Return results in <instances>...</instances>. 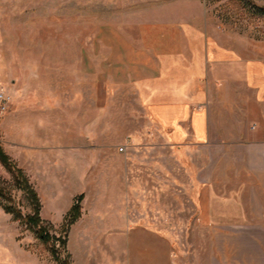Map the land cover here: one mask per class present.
Segmentation results:
<instances>
[{
  "label": "rangeland",
  "instance_id": "obj_1",
  "mask_svg": "<svg viewBox=\"0 0 264 264\" xmlns=\"http://www.w3.org/2000/svg\"><path fill=\"white\" fill-rule=\"evenodd\" d=\"M162 1L0 0V102L2 96L9 102L8 111L0 115V143L7 154L19 143L21 149L25 144L33 149L50 144L88 148L90 141L84 135L96 126L100 165L111 163L113 153L129 154L133 163L143 165L142 182L135 178L130 190L131 215L144 213L145 225L160 230L161 264H189L193 224L189 217L195 210L189 203V158L179 154L175 161L174 151L163 141V130L151 124L142 107L129 70L139 26L163 16ZM205 2L220 39L264 53V0ZM38 111L40 115H31ZM56 130L58 139L51 138L57 136ZM74 164L61 166L60 171L36 172L31 178L24 170L39 195L40 216L57 236L64 235L61 225L70 210L65 212L64 202L78 181L77 172L70 171L79 166ZM102 185L77 194H84V212L96 208L101 220L121 218L126 201L122 181L109 186L103 180ZM0 187L5 193L0 195V253L5 255L17 241L25 243L32 236L41 250L50 252L33 228L5 211L4 206L11 204L23 214L33 213L34 207L28 192L16 186L14 175L1 163ZM82 243L72 225L66 245L71 264H81L85 258L79 252ZM56 248L65 259L59 241ZM105 264L113 263L106 259Z\"/></svg>",
  "mask_w": 264,
  "mask_h": 264
},
{
  "label": "crops",
  "instance_id": "obj_2",
  "mask_svg": "<svg viewBox=\"0 0 264 264\" xmlns=\"http://www.w3.org/2000/svg\"><path fill=\"white\" fill-rule=\"evenodd\" d=\"M160 7L162 17L139 26L129 70L142 107L151 124L163 130L175 161L179 154L189 158V203L195 207L189 217V264H264V53L220 39L205 0H163ZM36 114L41 112L31 113ZM54 133L51 138L58 139L59 131ZM84 137L88 148L25 144L21 149L19 143L8 154L30 178L79 164L70 168L78 181L64 202L65 212L85 189L103 187V180L109 186L122 181L127 191L121 218L101 220L96 208L87 214L82 207L73 224L83 241L81 264L106 259L161 264L160 230L145 225L144 213L131 215L130 190L143 165L129 154L113 153L104 167L96 126ZM38 241L33 236L17 241L14 250L0 253V264H54Z\"/></svg>",
  "mask_w": 264,
  "mask_h": 264
},
{
  "label": "trees",
  "instance_id": "obj_3",
  "mask_svg": "<svg viewBox=\"0 0 264 264\" xmlns=\"http://www.w3.org/2000/svg\"><path fill=\"white\" fill-rule=\"evenodd\" d=\"M0 163L14 175L15 184L17 187L24 189L28 192L29 198L33 203V213L23 214L22 211L11 205H5L4 209L7 213H11L15 220L23 221L27 227L35 230V235L41 241L49 244L50 252L58 264H71V254L67 251V239L70 227L81 217L82 214V200L84 194L81 193L75 196L73 204L70 210L66 213L62 222V232L64 235H55L48 231L47 226L44 224L43 219L40 216L42 204L40 202L39 195L34 188V185L30 182L29 177L25 173L24 169L19 167L11 157L6 153L0 143ZM0 195H5L4 190L0 187ZM57 241L65 249L67 257L61 259L59 256V249L56 248Z\"/></svg>",
  "mask_w": 264,
  "mask_h": 264
},
{
  "label": "built area",
  "instance_id": "obj_4",
  "mask_svg": "<svg viewBox=\"0 0 264 264\" xmlns=\"http://www.w3.org/2000/svg\"><path fill=\"white\" fill-rule=\"evenodd\" d=\"M1 100H2V102H0V115L6 113L9 109V102H8L7 98L2 96ZM122 149L123 148H121V150Z\"/></svg>",
  "mask_w": 264,
  "mask_h": 264
}]
</instances>
